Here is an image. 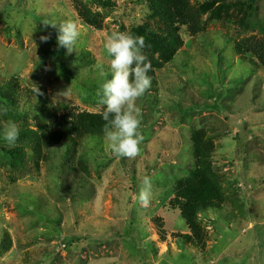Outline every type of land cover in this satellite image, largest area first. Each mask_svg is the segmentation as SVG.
<instances>
[{
  "label": "rangeland",
  "instance_id": "374dc122",
  "mask_svg": "<svg viewBox=\"0 0 264 264\" xmlns=\"http://www.w3.org/2000/svg\"><path fill=\"white\" fill-rule=\"evenodd\" d=\"M73 1L0 0V82L17 77L22 86L14 114L0 106V126L12 120L42 132L70 110L101 113L107 38L156 28L146 0H82L101 29L81 20ZM190 2L204 32L194 37L183 28L178 51L164 54L150 43L142 50L155 52L162 67L136 102L144 137L137 157H115L104 137L9 164L2 152L10 146L0 141V264H264V67L236 51L250 37L264 41V0ZM44 19L78 25L72 54L57 46ZM199 141L211 150L225 197L216 212L199 216L203 248L180 237L190 229L171 207L203 162ZM144 176L152 181L147 206L138 199Z\"/></svg>",
  "mask_w": 264,
  "mask_h": 264
},
{
  "label": "trees",
  "instance_id": "16d2710c",
  "mask_svg": "<svg viewBox=\"0 0 264 264\" xmlns=\"http://www.w3.org/2000/svg\"><path fill=\"white\" fill-rule=\"evenodd\" d=\"M106 6H112L111 0H93ZM151 8L152 19L156 21V28L149 25L139 27L137 35H143L146 43L153 46V50L166 54L169 51H178L184 46L181 30L186 28L196 37L205 30L202 12L193 6L190 0H146ZM74 7L80 19L87 25L102 28L99 16L92 12L82 0H74ZM237 53L250 54L257 61L256 66L264 67V41L250 37L236 45ZM145 53V52H144ZM151 61L152 70L148 73L154 83L156 72L162 67L161 61L155 52L145 53ZM21 82L13 77L0 82V106L7 109L6 112L14 114L19 107ZM102 113H90L87 111L76 112L70 110L56 120L53 127L39 132L33 129L20 128V136L13 147L4 148L2 154L9 164H21L26 162V156L39 161L46 150H50L61 144L68 147H77L85 140L100 142L104 138L103 127L105 121ZM3 126H0L2 132ZM0 141L5 142L0 135ZM6 143V142H5ZM202 143L196 142V153L202 157L199 168L192 173V177L180 183L176 197L171 201V207L179 210L182 218L190 229V234L180 236L184 241L195 246L205 247V230L199 216L210 210L217 211L225 203L224 191L218 177L212 172L211 150L203 148ZM161 236H164V224L162 219L156 220Z\"/></svg>",
  "mask_w": 264,
  "mask_h": 264
},
{
  "label": "clouds",
  "instance_id": "9594fccd",
  "mask_svg": "<svg viewBox=\"0 0 264 264\" xmlns=\"http://www.w3.org/2000/svg\"><path fill=\"white\" fill-rule=\"evenodd\" d=\"M41 25L45 30L48 28L56 30L57 46L65 49L66 55L75 51L80 32L73 20L57 23L44 19ZM50 39L51 33L40 36L42 43H47ZM145 47L143 35L127 32L112 33L104 44L109 57V71L100 69L99 74L103 82L96 95L99 103L105 106L102 113V118L106 122L103 127L104 137L112 154L117 158L137 157L140 153L139 145L144 139L139 131L140 109L136 102L150 89L152 82L151 76L148 75L152 70V64L142 51ZM32 91L35 95H43L37 84L33 83ZM0 135L8 146H14L20 136V127L15 121L8 120L3 125ZM151 189V178L144 176L138 193L139 202L143 206L150 203Z\"/></svg>",
  "mask_w": 264,
  "mask_h": 264
}]
</instances>
